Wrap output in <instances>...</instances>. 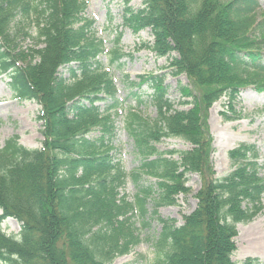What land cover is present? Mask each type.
I'll return each mask as SVG.
<instances>
[{
	"label": "trees",
	"instance_id": "trees-1",
	"mask_svg": "<svg viewBox=\"0 0 264 264\" xmlns=\"http://www.w3.org/2000/svg\"><path fill=\"white\" fill-rule=\"evenodd\" d=\"M86 5V0H0V75L16 98L40 104L44 136L40 149L25 148L16 136L0 148V264H111L141 241L148 203L155 216L159 207L176 205L178 196L190 194L192 173L200 181L196 205L179 224L156 218L160 230L152 264H264L257 257L231 259L236 225L261 210L264 163L254 144L240 143L228 152L230 171L216 176L206 123L208 108L221 96L230 104L248 84L264 91L260 0H143L129 10L131 30L149 28L150 48L158 56L175 52L171 74L185 73L187 79L178 87L180 104L187 107L178 109L166 96L163 74L138 82L122 76L138 104L141 86L152 89L156 112L150 117L130 109L124 116L139 156L130 172L109 153L115 135L109 111L121 104L112 79V71L123 67L120 34L106 49L93 20L81 17ZM16 16L35 23L41 45L26 64L9 44ZM102 54L108 69L97 58ZM166 138L189 148L159 150L156 145ZM139 175L150 182L136 184L131 199L120 195L126 179L137 183ZM6 218L19 223L16 235L3 232Z\"/></svg>",
	"mask_w": 264,
	"mask_h": 264
},
{
	"label": "rangeland",
	"instance_id": "rangeland-1",
	"mask_svg": "<svg viewBox=\"0 0 264 264\" xmlns=\"http://www.w3.org/2000/svg\"><path fill=\"white\" fill-rule=\"evenodd\" d=\"M143 0H87V5L82 12L83 18L92 19L96 36L105 41V46L110 49L116 35L120 34L119 48L125 56L121 60L122 71L114 70L112 73L117 79V96L126 98L130 91L121 81L122 74H127L132 81L138 82V76L148 74H163L167 85V95L176 108H186L180 104L183 98L180 96L178 87L186 84L185 73L172 75L169 68L171 56H158L148 46L153 43V36L149 28L133 32L127 24L130 11H134L142 5ZM130 10V11H129ZM258 18L264 16V0H260ZM13 49L24 64L33 57L34 50L41 46L35 38V23L31 20L23 21L16 16L11 23ZM105 62V57L101 58ZM19 61V60H18ZM63 77H68L65 67L59 69ZM253 81V80H252ZM260 82H264V75L260 76ZM143 97L149 98L150 89L142 85ZM128 103L134 104L129 98ZM0 147L10 137L17 136L18 143L28 149H39L43 139L41 134L42 122L37 119L40 106L37 102L20 100L12 96V92L6 84V76L0 75ZM143 114L154 116L152 106L139 107ZM228 113L231 120H225L221 112ZM114 120L115 138L112 141L110 155L114 161H119L125 172L132 171L139 163V156L135 150L133 140L123 128V114L120 110L111 111ZM206 123L212 139L213 152L211 153L212 165L216 176L225 175L231 169L228 152L240 143L254 144L256 146L259 162L264 163V91L253 88L248 84L241 89L238 95L228 104V98L221 96L207 110ZM98 134V132H95ZM159 150L189 148V145L179 139H165L158 143ZM264 177V170L262 171ZM137 183L129 177L122 185L120 195L131 199L136 184L145 185L150 179L144 175L138 176ZM153 181V179H151ZM188 187L190 194L177 197L176 205L161 206L157 210V216L152 214V204L148 203V212L145 220L148 226L139 230L141 241L131 247L126 254L114 258L111 264H152L154 254V238L160 230L157 217L173 218L179 224L184 214L192 211L196 205L194 193L200 186L199 177L196 174L188 175ZM259 213L247 223H239L237 236L235 237L236 248L231 259L240 262L246 257L264 259V197ZM1 213V211H0ZM135 226L138 225L135 219ZM2 227L7 233L16 234L19 231L18 223L13 219H5Z\"/></svg>",
	"mask_w": 264,
	"mask_h": 264
},
{
	"label": "bare ground",
	"instance_id": "bare-ground-1",
	"mask_svg": "<svg viewBox=\"0 0 264 264\" xmlns=\"http://www.w3.org/2000/svg\"><path fill=\"white\" fill-rule=\"evenodd\" d=\"M1 104V103H0Z\"/></svg>",
	"mask_w": 264,
	"mask_h": 264
}]
</instances>
